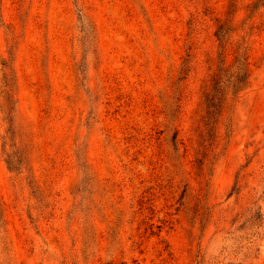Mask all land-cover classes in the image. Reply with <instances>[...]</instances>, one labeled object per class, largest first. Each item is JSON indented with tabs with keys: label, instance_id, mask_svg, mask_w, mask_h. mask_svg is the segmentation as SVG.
Instances as JSON below:
<instances>
[{
	"label": "rangeland",
	"instance_id": "rangeland-1",
	"mask_svg": "<svg viewBox=\"0 0 264 264\" xmlns=\"http://www.w3.org/2000/svg\"><path fill=\"white\" fill-rule=\"evenodd\" d=\"M0 264H264V0H0Z\"/></svg>",
	"mask_w": 264,
	"mask_h": 264
},
{
	"label": "trees",
	"instance_id": "trees-1",
	"mask_svg": "<svg viewBox=\"0 0 264 264\" xmlns=\"http://www.w3.org/2000/svg\"><path fill=\"white\" fill-rule=\"evenodd\" d=\"M216 36H217V34H216ZM244 72V71H243ZM241 78L240 79H238V82L240 83H242L243 81L242 80H244V77H245V72L240 76Z\"/></svg>",
	"mask_w": 264,
	"mask_h": 264
}]
</instances>
